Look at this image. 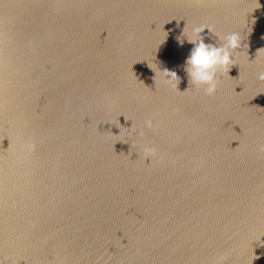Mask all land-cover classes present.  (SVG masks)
<instances>
[{
	"label": "water",
	"instance_id": "water-1",
	"mask_svg": "<svg viewBox=\"0 0 264 264\" xmlns=\"http://www.w3.org/2000/svg\"><path fill=\"white\" fill-rule=\"evenodd\" d=\"M199 25L216 36L241 34L244 48L212 95L226 112L216 122L243 127L252 117L249 126L261 123L263 133L252 126L242 140L264 143V81L257 79L264 71V0H0V264H264L263 144L256 162L236 164L230 154L243 169L217 165L198 176L197 163L182 158L164 170L143 145L150 139L157 151L161 142L182 139L183 130L169 135L139 120L127 137L141 145L119 148L124 134L95 124L86 106L89 97L100 112L113 107L116 85L125 86L120 67H160L157 58L168 51L185 58L193 45L183 29ZM215 34L201 33L217 44ZM75 61L92 62L93 74L77 72ZM17 65L20 102L9 90L6 96L5 85L13 84ZM69 66L83 95L71 106L54 93ZM31 78L45 92L42 100L22 90ZM106 79L115 87L102 94ZM191 127L182 143L195 152L208 143L199 146L200 129Z\"/></svg>",
	"mask_w": 264,
	"mask_h": 264
},
{
	"label": "bare ground",
	"instance_id": "bare-ground-1",
	"mask_svg": "<svg viewBox=\"0 0 264 264\" xmlns=\"http://www.w3.org/2000/svg\"><path fill=\"white\" fill-rule=\"evenodd\" d=\"M165 53H166V58H165L166 60L165 59L161 60L160 58H157V63L160 65L159 67L160 69L167 68L171 70V68L174 67V65L177 67L178 65L183 64L182 59L184 58L181 57L179 60H177V57H175L174 51H168ZM8 57L9 56H7V58ZM169 58L171 60H168ZM85 62L86 60H84V63ZM87 62H88V59H87ZM89 65H90L89 68L88 66H85V68L87 69L89 75H91L93 74L92 70H95V68L93 67L92 62L89 63ZM27 66L28 65H26V67ZM130 66L131 68L126 67L125 69L123 67H120L121 70L117 72L118 75L122 78L120 79V81L125 83V86L123 88L121 87V85H116L117 86L116 94L120 93V97H118L119 100L116 98L117 100L116 104H118V106L116 107L114 105L116 107L115 109L111 108L110 110H106V112H109V115H113L117 113L115 115L116 118L118 119V121L115 123L117 132L120 131L122 132V134H125V132L128 130L130 133L129 127L131 126H132L131 128L133 131L134 129L137 130L136 128L137 121L139 123V120L144 122L146 119H151L153 122V128H151L152 130L155 127H159L158 130H160L161 132L167 131L166 133L171 135L172 134L171 132H173L172 130L174 129L173 127H176V129L179 128V131L183 130L185 132V133L183 132L184 136H182V139H184L187 136H191L190 133L192 132V129H193L191 125L192 123L193 124L195 123L197 124V127L200 129L199 130L200 133L195 134V137H196L195 139L200 142L198 143V145L199 146H201V144L204 145L205 141L206 143H208L207 146L205 144V146L203 147L201 146L200 148H197L195 152H193L192 149L188 148L186 144L183 146V143L181 145L183 146L182 149L173 148V146L176 147V144L177 146L181 144L178 142V140L182 141L181 136H177L175 140H172L173 142H171V140L168 138L170 141L168 145L166 142H161L158 148L159 150H157L156 153L158 157H161L160 161L162 162L163 167H165L163 168L164 170H167L168 166L170 167L174 165L173 163L178 164L182 158L185 160L189 158V159H192L191 162L193 164L197 163V166H193V167L199 168L198 170L194 171V172H197L198 176L201 175V172L203 169H207L209 167H213L217 165L220 166V168L221 167H224V168L235 167V169L236 168L243 169L240 166L238 167L237 165H235V163L228 161L227 158L230 157L231 153H234V155L239 160L237 161L236 164H238V162L240 161L242 162L244 161V163L259 161V155L262 150L261 144L264 145V143H259V142L257 143L256 141H254V143L252 142L250 144L249 141H247L246 139L244 140L242 139L246 135L245 131L246 130L248 131V128L251 130L252 126L258 131H260L261 133H263L261 123L256 122V125L254 123H251L252 126H249L250 125L249 119L252 120V117L248 118L249 116L248 117L246 116L244 120L246 124L244 123L245 125H243V127H241L235 120L233 121L232 124L229 125V127L224 126L222 124L220 125L218 122H216V116H217V113L226 114L225 110L222 107L217 109V106L213 104L212 96H209L210 103H208V101H206L207 97L205 98L204 96H201V94H197L195 91L200 93L199 92L200 90H197L193 86L189 85L188 77L184 69L182 73H185L186 75L183 77V79H181V85L176 88L175 85L165 84L162 81H160L159 76H155V73L151 69L153 68L155 70V67L148 66L147 71H146L147 65L146 66L145 65L135 66V63H134V65H130ZM134 66L139 71L145 68L146 74L143 76L140 84L138 83L137 79L134 77V73L137 74V72H134V68H133ZM128 70L133 75L129 74ZM22 71H23L22 67L17 65V67L13 69L12 74L15 73L17 75L18 73ZM15 74L13 76H16ZM18 79L24 80V77L20 78V76L17 75V77H13L10 79L14 81L12 85L7 82H6L7 84L5 85H7L6 86V96L9 90V94L13 95L11 96V98L17 102H20L22 98L23 100L25 99V96L23 97V95L21 94V89L17 91L14 88ZM107 81L108 83H106L105 81L104 83H102V87L101 86L98 87L99 91L102 92V94H104L105 93L104 91L106 90L107 92L109 91L108 89H106V88H110L109 84H111L113 88L115 87V85H113L115 84V81H113V79L107 80ZM30 82L35 85L34 86L31 85ZM24 83L28 85L25 87L22 86L23 91L29 90L32 93V95L33 94L36 95L37 100H42L41 96H43L45 92L43 90H38L35 80L32 81V78H31L30 81L25 80ZM58 85L63 87V88L59 87L60 89L56 87V91L54 92L58 96H59L58 94L59 91L61 92V95L59 96L60 101L59 100L58 101L61 102L62 104L65 103L67 99L68 100L71 99L74 101V98L72 97V95L75 96L77 92L72 93L70 91V87L67 84H63L62 82H59ZM42 87L45 88L44 82H42ZM35 89L38 90V92ZM170 89H173L174 92L172 93L169 101L167 102L166 99L168 98H166V96ZM130 92L134 96L133 95L132 97L128 96V99L130 100H128V102L126 101L123 106V99H126L125 94L130 95ZM33 99L35 100L34 96H33ZM163 104L165 105V108L162 107ZM187 116L193 122L191 121V123L187 124L188 123ZM34 118L37 119V116H35ZM124 119L126 120L124 121ZM136 141H138L137 138H136ZM148 141H149L148 144L151 145V142H150L151 140L149 139ZM218 145H220V148H219L220 150L218 149ZM169 148H172L171 152H168ZM222 151H223V154L221 153ZM248 169H244V170H248ZM157 177H158L157 180L163 179V177L161 179L160 176H158V174H157ZM179 177L180 176L178 174L175 176V178H179ZM249 177H250V173H248L246 178H249ZM164 180H167V179H164ZM159 206L162 207V205H159Z\"/></svg>",
	"mask_w": 264,
	"mask_h": 264
},
{
	"label": "clouds",
	"instance_id": "clouds-1",
	"mask_svg": "<svg viewBox=\"0 0 264 264\" xmlns=\"http://www.w3.org/2000/svg\"><path fill=\"white\" fill-rule=\"evenodd\" d=\"M205 29L209 33L215 34L213 28L208 25L194 26L187 33H185L184 27L182 35L193 46L185 58L183 68L187 74L189 85L202 90L205 95L212 96L217 92L220 75L224 72L228 73L230 67L236 64L237 54L242 51L241 49L244 48V45H242L243 38L241 34L235 31L227 35L216 36L215 34L218 37L217 44L205 43L201 35ZM177 40L180 44L184 43V40L179 37H177ZM151 69L155 76H159L160 81L165 84H172L173 81H177L175 84L177 88L179 78L175 71L167 68L160 69L157 64L155 70ZM257 79L264 81V71L258 73ZM143 127L153 128L152 120L146 119ZM137 134L143 137L144 132L141 130ZM25 149L31 152L35 149V145L28 143L25 145ZM142 150L146 158L156 152L155 147L147 143L143 145Z\"/></svg>",
	"mask_w": 264,
	"mask_h": 264
},
{
	"label": "rangeland",
	"instance_id": "rangeland-1",
	"mask_svg": "<svg viewBox=\"0 0 264 264\" xmlns=\"http://www.w3.org/2000/svg\"><path fill=\"white\" fill-rule=\"evenodd\" d=\"M38 37H41V35H42V33L41 32H39L38 34ZM186 58V57H185ZM185 58L184 59H182V65H178L177 67L174 65V67H172L171 68V70H173V71H175L176 73H177V76H178V78H179V82H178V85H177V87H179L180 85H181V79H183V77L186 75L185 73H182V71H183V65H184V61H185ZM75 63H76V65H75V68L77 69V72H79V73H85L87 76H89V73H88V71H87V69L85 68V67H83L82 65H77V61H75ZM136 66V65H135ZM134 66V67H135ZM145 67V66H144ZM147 68H148V65L146 66V71H147ZM67 71L65 72L66 73V77H68L67 79H65V80H62L61 82L63 83V84H67L69 87H70V91L72 92V93H76L75 94V96H73L72 94H70V95H72V97L75 99L74 101H76V99H81V97L83 96L82 95V89H81V86L80 85H76L77 83H76V79H75V77L73 76V73H72V67L71 66H69L68 67V69H66ZM146 71L144 70L143 71V69L140 71L141 73H134V77L137 79V81H138V83L140 84V82H141V80H142V78H143V76L146 74ZM143 73V74H142ZM119 78L120 79H122L120 76H119ZM88 80V79H87ZM177 83V81H173V83L172 84H169V85H175ZM136 84V83H135ZM137 85V84H136ZM130 86V85H129ZM174 92V90L173 89H170L169 90V92L167 93V98H170V96L172 95V93ZM132 93L130 92V95H127V94H125V97H126V99H123V106H124V103L127 101L128 102V100H130V99H128V96H130V97H132ZM112 96H114V95H112ZM111 96V98L113 99V98H115V97H112ZM116 96V98L118 99V97H120V93H118V94H116L115 95ZM124 96V95H123ZM134 96V95H133ZM115 98V99H116ZM91 98H89L88 97V99H87V107H91L90 108V111H88V113L90 112V115H92L93 117H94V120H96V121H94L95 122V124H98V126H100L101 128H103V129H107L108 127H111L110 129H111V132L112 133H114V135L116 134V133H118L117 132V130H116V126H115V123L118 121V119L116 118V114H113V115H109V112H106V110H103L102 112H100V110L101 109H99V107L96 105L97 104V101H95L94 100V102H92L91 103V100H90ZM119 100V99H118ZM167 100V102L169 101V99H166ZM78 101V100H77ZM85 101H86V99H85ZM119 102V101H118ZM167 102H165V103H167ZM77 103V102H76ZM117 103V100H116V102L114 103V105L117 107L118 106V104H116ZM129 103H130V101H129ZM163 103V102H162ZM164 103V104H165ZM66 104H69L70 106L71 105H75V102H73V100H71L70 99V102L69 101H67L66 102ZM88 104H90V105H88ZM93 106H92V105ZM162 105V107L163 108H165V105ZM113 105V107H112V109H115L116 107ZM76 107H77V105H76ZM125 108V107H124ZM95 109V110H94ZM126 110H127V108H126ZM85 111V115L87 116V114H86V112H87V110L86 109H83V112ZM92 117V118H93ZM103 118V119H102ZM104 121V123H103V121ZM156 129H159V127H155ZM102 129V131H104ZM167 132V131H166ZM108 134H109V132H108ZM127 135L128 136H131V134L129 133V131L127 130L126 132H125V134H124V138L123 137H120L121 139L119 140L120 141V145H119V148H121V147H127L126 145L127 144H131V145H138V146H140L141 145V142H142V139H140L138 142H135L134 140H132L131 138L129 139L128 137H127ZM179 143H182V141H178ZM195 149V148H194ZM196 151V150H195Z\"/></svg>",
	"mask_w": 264,
	"mask_h": 264
}]
</instances>
